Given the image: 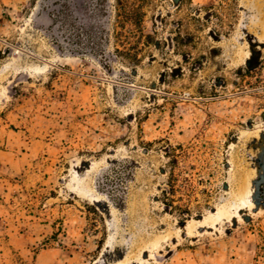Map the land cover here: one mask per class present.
<instances>
[{
    "label": "rangeland",
    "instance_id": "rangeland-1",
    "mask_svg": "<svg viewBox=\"0 0 264 264\" xmlns=\"http://www.w3.org/2000/svg\"><path fill=\"white\" fill-rule=\"evenodd\" d=\"M116 5L0 0V264H264V0H147L144 35ZM191 142L210 206L181 216Z\"/></svg>",
    "mask_w": 264,
    "mask_h": 264
},
{
    "label": "trees",
    "instance_id": "trees-1",
    "mask_svg": "<svg viewBox=\"0 0 264 264\" xmlns=\"http://www.w3.org/2000/svg\"><path fill=\"white\" fill-rule=\"evenodd\" d=\"M116 2L117 24L122 28L129 25L131 29L144 35L147 31L144 24L147 0H116ZM203 146V144L191 142L188 145H169L168 147L167 179L161 191L162 202L171 211H176L181 216L192 214L190 204L194 201H197L198 210L202 205L210 206L211 194L206 188L199 189L198 185L202 183V178L197 179L195 176L201 175V172H194L197 168L195 161L201 156ZM131 176H133L131 162L127 159L119 160L107 170L102 189L116 191L118 185H125ZM200 193L206 197L203 204H200L198 196Z\"/></svg>",
    "mask_w": 264,
    "mask_h": 264
}]
</instances>
